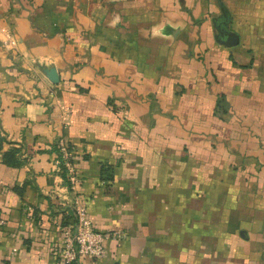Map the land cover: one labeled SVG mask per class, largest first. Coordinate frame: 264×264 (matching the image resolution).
Here are the masks:
<instances>
[{
	"label": "crops",
	"instance_id": "obj_1",
	"mask_svg": "<svg viewBox=\"0 0 264 264\" xmlns=\"http://www.w3.org/2000/svg\"><path fill=\"white\" fill-rule=\"evenodd\" d=\"M76 199L121 236L74 264H264V0H0V264Z\"/></svg>",
	"mask_w": 264,
	"mask_h": 264
},
{
	"label": "built area",
	"instance_id": "obj_2",
	"mask_svg": "<svg viewBox=\"0 0 264 264\" xmlns=\"http://www.w3.org/2000/svg\"><path fill=\"white\" fill-rule=\"evenodd\" d=\"M57 145L60 157L56 163L60 171L65 173L69 188L75 191L81 178L74 162L73 148L63 137L58 140ZM72 207L74 218L66 223L61 222L60 225L63 233L61 262L62 264H74L84 257L97 261L105 255V239L111 236L120 237L121 235L117 232L99 231L95 227L84 202L76 199ZM5 223L6 220L0 210V226Z\"/></svg>",
	"mask_w": 264,
	"mask_h": 264
},
{
	"label": "water",
	"instance_id": "obj_3",
	"mask_svg": "<svg viewBox=\"0 0 264 264\" xmlns=\"http://www.w3.org/2000/svg\"><path fill=\"white\" fill-rule=\"evenodd\" d=\"M220 32H221L222 36H224V35L228 36L229 40L226 41V44L233 45V44L237 43V35L233 31L221 29Z\"/></svg>",
	"mask_w": 264,
	"mask_h": 264
},
{
	"label": "trees",
	"instance_id": "obj_4",
	"mask_svg": "<svg viewBox=\"0 0 264 264\" xmlns=\"http://www.w3.org/2000/svg\"><path fill=\"white\" fill-rule=\"evenodd\" d=\"M64 174V176L66 177L65 173L62 172ZM74 218V209L73 208H69L67 209V212H66V216L64 217V220L63 222L66 223V222H69L71 219Z\"/></svg>",
	"mask_w": 264,
	"mask_h": 264
}]
</instances>
